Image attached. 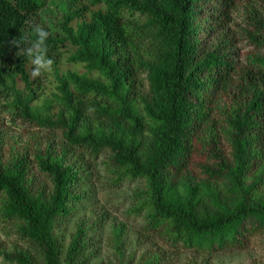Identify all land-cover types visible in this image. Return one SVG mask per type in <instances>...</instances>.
<instances>
[{"label":"trees","instance_id":"16d2710c","mask_svg":"<svg viewBox=\"0 0 264 264\" xmlns=\"http://www.w3.org/2000/svg\"><path fill=\"white\" fill-rule=\"evenodd\" d=\"M48 1L0 0V105L60 135L9 144L0 131L5 258L91 263L85 228L66 248L58 228L84 194L82 160L105 150L114 183L144 181L134 211L157 248L138 264L264 244V0H64L55 20ZM35 24L54 60L39 77L9 44Z\"/></svg>","mask_w":264,"mask_h":264},{"label":"rangeland","instance_id":"374dc122","mask_svg":"<svg viewBox=\"0 0 264 264\" xmlns=\"http://www.w3.org/2000/svg\"><path fill=\"white\" fill-rule=\"evenodd\" d=\"M62 2L64 0L48 1L45 10L47 19L50 17L55 20L58 17ZM237 45L241 47V56L245 58L250 48L248 41H239ZM261 53H264V47ZM78 68L82 69L81 66ZM12 116V109L0 105V131H7L9 144L30 141L38 145V141L47 143L50 136L60 140L59 134L30 127L20 120H13ZM108 155L109 151L105 150L96 161L82 160L84 194L71 206L72 213L60 224L58 233L66 248L78 226H83L86 236L92 238L89 249L93 251V259L90 264H138L145 251L157 248L152 239L140 232L142 215L134 211V205L137 204L134 194L143 188L144 181L125 178L114 183L115 175L105 163ZM3 238L4 235L0 234V240ZM12 247V244H8L6 248L0 249V264H14L4 256L5 251L12 250ZM166 254L168 264H185L190 257L200 260L206 256L185 249L177 253L167 250ZM211 264H264V244L253 239L245 250L213 254Z\"/></svg>","mask_w":264,"mask_h":264},{"label":"clouds","instance_id":"9594fccd","mask_svg":"<svg viewBox=\"0 0 264 264\" xmlns=\"http://www.w3.org/2000/svg\"><path fill=\"white\" fill-rule=\"evenodd\" d=\"M50 32L41 25H32L30 32H22L19 41L13 38L9 44L19 48L17 56L26 54L31 58V64L34 66L31 75L39 77L43 72H50L54 64L53 58L48 55V46L46 41L50 36ZM24 44V47H21Z\"/></svg>","mask_w":264,"mask_h":264}]
</instances>
